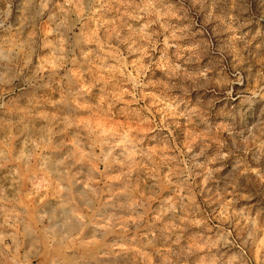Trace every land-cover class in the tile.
I'll use <instances>...</instances> for the list:
<instances>
[{"label":"clouds","instance_id":"1","mask_svg":"<svg viewBox=\"0 0 264 264\" xmlns=\"http://www.w3.org/2000/svg\"><path fill=\"white\" fill-rule=\"evenodd\" d=\"M0 264H264V0H0Z\"/></svg>","mask_w":264,"mask_h":264}]
</instances>
